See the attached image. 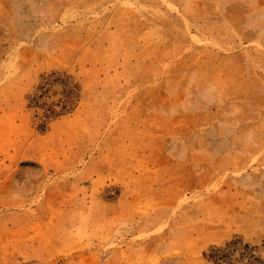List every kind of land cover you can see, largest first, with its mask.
<instances>
[{
    "label": "rangeland",
    "instance_id": "1",
    "mask_svg": "<svg viewBox=\"0 0 264 264\" xmlns=\"http://www.w3.org/2000/svg\"><path fill=\"white\" fill-rule=\"evenodd\" d=\"M215 248L264 264V0H0V264Z\"/></svg>",
    "mask_w": 264,
    "mask_h": 264
},
{
    "label": "trees",
    "instance_id": "2",
    "mask_svg": "<svg viewBox=\"0 0 264 264\" xmlns=\"http://www.w3.org/2000/svg\"><path fill=\"white\" fill-rule=\"evenodd\" d=\"M223 250L220 248H215L208 254V260L213 264H220L224 261H231L232 258V250H228L227 253L222 252ZM228 259V260H227Z\"/></svg>",
    "mask_w": 264,
    "mask_h": 264
}]
</instances>
